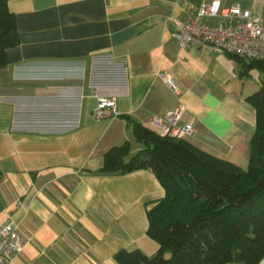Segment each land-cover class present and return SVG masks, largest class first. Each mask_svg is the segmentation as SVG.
I'll list each match as a JSON object with an SVG mask.
<instances>
[{"label":"crops","instance_id":"obj_1","mask_svg":"<svg viewBox=\"0 0 264 264\" xmlns=\"http://www.w3.org/2000/svg\"><path fill=\"white\" fill-rule=\"evenodd\" d=\"M204 1H8L18 42L0 65V222L25 240L8 264H118L122 249L157 252L147 212L161 183L149 169L100 171L111 147L141 149L132 121L156 131L152 114L182 106L194 127L184 140L247 168L256 119L247 97L264 73L241 76L228 53L179 47L173 32ZM219 1L264 21V0ZM100 97L115 101V116L94 118Z\"/></svg>","mask_w":264,"mask_h":264},{"label":"trees","instance_id":"obj_2","mask_svg":"<svg viewBox=\"0 0 264 264\" xmlns=\"http://www.w3.org/2000/svg\"><path fill=\"white\" fill-rule=\"evenodd\" d=\"M8 1L0 0V65L5 50L18 42ZM230 56L240 63L239 75L264 73V60ZM247 100L256 119L246 169L135 121L141 149L129 155L125 141L105 152L101 172L149 169L164 188L147 212V233L158 243L157 252L122 249L115 253L118 264H258L264 258V80Z\"/></svg>","mask_w":264,"mask_h":264},{"label":"built area","instance_id":"obj_3","mask_svg":"<svg viewBox=\"0 0 264 264\" xmlns=\"http://www.w3.org/2000/svg\"><path fill=\"white\" fill-rule=\"evenodd\" d=\"M172 35L181 48L205 46L215 53L225 52L248 60H264V21L238 3L222 6L219 0L204 1L186 15ZM162 78L175 89L171 76L163 74ZM182 111L183 107L179 106L163 115L152 114V128L162 136L185 138L193 134L194 127L182 119ZM116 114L113 99H98L93 111L96 120ZM24 242L17 224L10 220L0 222V264H8L10 255L20 252Z\"/></svg>","mask_w":264,"mask_h":264}]
</instances>
